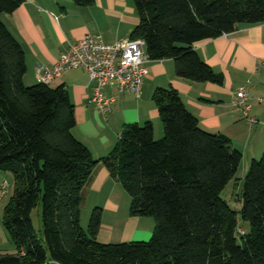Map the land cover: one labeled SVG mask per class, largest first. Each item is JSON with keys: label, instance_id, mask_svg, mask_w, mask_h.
<instances>
[{"label": "trees", "instance_id": "16d2710c", "mask_svg": "<svg viewBox=\"0 0 264 264\" xmlns=\"http://www.w3.org/2000/svg\"><path fill=\"white\" fill-rule=\"evenodd\" d=\"M133 1L139 23L130 37L145 41L151 61L172 59L176 75L195 82L224 79L195 44L264 24V0ZM24 2L0 0V170L14 180L3 223L18 248L0 254V264H264V152L250 164L236 211L222 193L242 151L226 134L202 128L176 88L158 87L163 137L151 121L126 124L112 151L95 158L74 134L66 86L25 82V50L3 20ZM99 163L131 197V216L154 217L148 241H99L101 207L83 227L84 191ZM39 203L41 238L32 220Z\"/></svg>", "mask_w": 264, "mask_h": 264}, {"label": "crops", "instance_id": "0c3cea01", "mask_svg": "<svg viewBox=\"0 0 264 264\" xmlns=\"http://www.w3.org/2000/svg\"><path fill=\"white\" fill-rule=\"evenodd\" d=\"M3 20L25 50V82L28 85L40 82L38 66L53 68L69 46L86 34L102 35L111 42L129 37L139 23L133 0H95L90 6H78L74 0H25L15 12L3 15ZM194 47L216 72L223 75L222 83L180 78L172 59L149 60V72L140 96L121 93L114 80L109 82L106 93L115 96L116 102L107 114L89 101L94 83L85 69L69 70L49 84L52 87L65 85L68 89L76 107L74 134L97 159L112 151L126 124L143 125L151 121L155 137L161 138L164 127L153 93L158 87H174L202 128L229 136L243 153L242 163L246 160L250 166L252 160L260 158L264 152V101L259 100L264 96V24H240L234 32L198 42ZM248 81H251L250 116L257 119L256 123L250 122L236 101V91ZM3 179L13 177L0 170V181ZM12 192L0 202V254L18 253L3 223ZM126 193L121 182L99 163L86 185L82 204V208L89 211L102 208L99 241L112 242L117 238L118 225L121 227L118 239L124 242L152 237L154 230L142 223V217L128 215L116 226L105 222L106 211L120 212L127 201Z\"/></svg>", "mask_w": 264, "mask_h": 264}, {"label": "built area", "instance_id": "2783aa9c", "mask_svg": "<svg viewBox=\"0 0 264 264\" xmlns=\"http://www.w3.org/2000/svg\"><path fill=\"white\" fill-rule=\"evenodd\" d=\"M149 60L146 43L141 38L132 39L129 36L109 42L102 35L86 34L69 46L53 68L38 66L37 76L40 82L49 84L55 77L69 70L85 69L94 83L89 101L107 114L112 111L116 102L115 96L106 93L109 82L114 80L121 93L130 92L140 96L148 76ZM250 83L251 81H248L239 87L235 95L237 105L245 116L250 122L256 123L257 119L250 116ZM259 100L264 101V96ZM11 187L8 179L0 181V202L9 195Z\"/></svg>", "mask_w": 264, "mask_h": 264}, {"label": "rangeland", "instance_id": "374dc122", "mask_svg": "<svg viewBox=\"0 0 264 264\" xmlns=\"http://www.w3.org/2000/svg\"><path fill=\"white\" fill-rule=\"evenodd\" d=\"M246 162H247L246 160L243 161V163L241 164L235 178L228 184V186L224 189V191L222 193L223 198L226 199L228 201V203L232 206V208H234L236 211L241 210V203L237 200V195L239 193H241V191H242L244 179H245V176H246V174L249 170V167H250V166H248L249 162H247V163ZM246 164H247V166H246ZM9 181L12 184V187L10 190V193H11L13 190V187H14V180L10 179ZM10 193L8 196H10ZM126 196H127L128 202L125 200V203L121 206L120 212L115 213V212H110L109 210L106 211V215L104 218L105 222L109 223L112 226H116L117 222L119 224H121L123 221H125L126 217H128V215H130L131 197L127 193H126ZM41 210H42V207H41V204L39 203L32 211V220L34 223V227H35L36 232L40 238L43 236V222H42ZM93 210L94 209L89 211L86 208H82V221L81 222H82L83 227L86 229L88 228ZM142 218L144 219V221H142V223L144 225L149 226L152 230L155 229L156 221H155L154 217L143 216ZM102 219H103V216H102ZM115 220H117V221H115ZM240 227H242L243 229H249V224L242 222ZM118 229L121 230V227L119 225H118L117 229L115 230V231H117V233H116L117 238L116 237L113 238L112 242H109L108 240H105V241L100 240V241L103 243H121V242H124L123 240L118 239V236L121 235V233L119 232ZM105 230H107V228ZM146 240H147V238H145L143 240H138V241H146Z\"/></svg>", "mask_w": 264, "mask_h": 264}]
</instances>
